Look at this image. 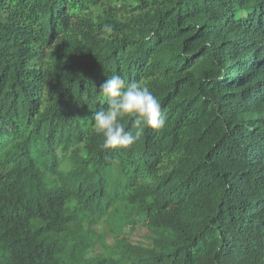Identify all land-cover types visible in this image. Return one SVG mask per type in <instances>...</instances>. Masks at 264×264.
Returning <instances> with one entry per match:
<instances>
[{
    "label": "trees",
    "instance_id": "16d2710c",
    "mask_svg": "<svg viewBox=\"0 0 264 264\" xmlns=\"http://www.w3.org/2000/svg\"><path fill=\"white\" fill-rule=\"evenodd\" d=\"M113 74L167 122L106 149ZM0 264H264V0H0Z\"/></svg>",
    "mask_w": 264,
    "mask_h": 264
},
{
    "label": "clouds",
    "instance_id": "9594fccd",
    "mask_svg": "<svg viewBox=\"0 0 264 264\" xmlns=\"http://www.w3.org/2000/svg\"><path fill=\"white\" fill-rule=\"evenodd\" d=\"M107 107L96 111L92 119L94 131L103 137L104 148L128 147L135 143L145 127L163 129L167 117L161 111L159 100L146 85L125 83L121 76L113 74L100 86ZM125 115L134 117L132 127L126 131L120 122Z\"/></svg>",
    "mask_w": 264,
    "mask_h": 264
},
{
    "label": "rangeland",
    "instance_id": "374dc122",
    "mask_svg": "<svg viewBox=\"0 0 264 264\" xmlns=\"http://www.w3.org/2000/svg\"><path fill=\"white\" fill-rule=\"evenodd\" d=\"M151 235V233L144 227H142L141 225H137L133 232L128 234V236L130 237V240L132 242H140V243H144L147 244V239L148 237ZM110 237H107V240H110ZM100 253V248L96 247L93 252L92 255L96 256Z\"/></svg>",
    "mask_w": 264,
    "mask_h": 264
}]
</instances>
